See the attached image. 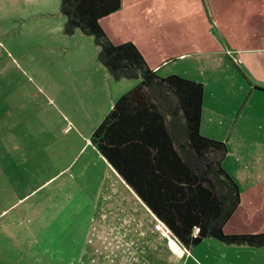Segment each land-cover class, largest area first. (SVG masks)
Masks as SVG:
<instances>
[{"label":"rangeland","instance_id":"374dc122","mask_svg":"<svg viewBox=\"0 0 264 264\" xmlns=\"http://www.w3.org/2000/svg\"><path fill=\"white\" fill-rule=\"evenodd\" d=\"M65 20L60 0H0V185L8 192L0 207L29 193L23 207L43 199L61 209L76 243L62 264H264V245L206 237L169 252L156 244L159 221L90 143L139 80L112 78L93 37L64 33ZM242 213L225 234L264 232L263 207Z\"/></svg>","mask_w":264,"mask_h":264},{"label":"crops","instance_id":"0c3cea01","mask_svg":"<svg viewBox=\"0 0 264 264\" xmlns=\"http://www.w3.org/2000/svg\"><path fill=\"white\" fill-rule=\"evenodd\" d=\"M99 24L113 44L132 42L157 75L203 84L199 131L226 145L222 165L239 187L237 210L250 217L264 208V0H121ZM28 195L11 194L0 207V264L70 263L76 243L61 209L43 199L23 207ZM160 235L167 239L156 244L178 250L176 238Z\"/></svg>","mask_w":264,"mask_h":264},{"label":"trees","instance_id":"16d2710c","mask_svg":"<svg viewBox=\"0 0 264 264\" xmlns=\"http://www.w3.org/2000/svg\"><path fill=\"white\" fill-rule=\"evenodd\" d=\"M120 5L121 0H60L63 32L92 36L112 78L139 79L113 103L91 145L182 246L206 237L263 246L264 232H223L240 204V190L222 165L225 143L199 131L203 84L177 74L161 77L132 42L113 44L99 20Z\"/></svg>","mask_w":264,"mask_h":264},{"label":"built area","instance_id":"2783aa9c","mask_svg":"<svg viewBox=\"0 0 264 264\" xmlns=\"http://www.w3.org/2000/svg\"><path fill=\"white\" fill-rule=\"evenodd\" d=\"M157 228H158V231L161 234H167V233H169V231H167V228L163 224H161V223H159V225H158ZM165 229H166L167 232H165Z\"/></svg>","mask_w":264,"mask_h":264},{"label":"water","instance_id":"95a60500","mask_svg":"<svg viewBox=\"0 0 264 264\" xmlns=\"http://www.w3.org/2000/svg\"><path fill=\"white\" fill-rule=\"evenodd\" d=\"M157 219V218H156ZM158 220V219H157ZM159 221V220H158ZM159 223H161L160 221H159ZM162 224V223H161ZM164 225V224H163ZM165 226V225H164ZM166 227V226H165ZM167 228V227H166ZM167 230L169 231V233L173 236V234L170 232V230L167 228ZM174 238H175V236H173Z\"/></svg>","mask_w":264,"mask_h":264},{"label":"bare ground","instance_id":"6f19581e","mask_svg":"<svg viewBox=\"0 0 264 264\" xmlns=\"http://www.w3.org/2000/svg\"><path fill=\"white\" fill-rule=\"evenodd\" d=\"M172 242H174L172 239H170V245L172 246V247H174L175 245H173V243Z\"/></svg>","mask_w":264,"mask_h":264}]
</instances>
